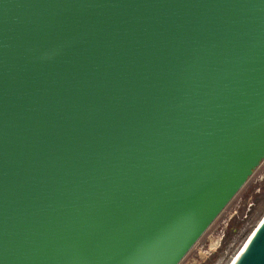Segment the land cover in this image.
Segmentation results:
<instances>
[{
	"label": "water",
	"instance_id": "95a60500",
	"mask_svg": "<svg viewBox=\"0 0 264 264\" xmlns=\"http://www.w3.org/2000/svg\"><path fill=\"white\" fill-rule=\"evenodd\" d=\"M263 160L264 0H0V264H179Z\"/></svg>",
	"mask_w": 264,
	"mask_h": 264
},
{
	"label": "rangeland",
	"instance_id": "374dc122",
	"mask_svg": "<svg viewBox=\"0 0 264 264\" xmlns=\"http://www.w3.org/2000/svg\"><path fill=\"white\" fill-rule=\"evenodd\" d=\"M263 216L264 160L179 264H230Z\"/></svg>",
	"mask_w": 264,
	"mask_h": 264
},
{
	"label": "bare ground",
	"instance_id": "6f19581e",
	"mask_svg": "<svg viewBox=\"0 0 264 264\" xmlns=\"http://www.w3.org/2000/svg\"><path fill=\"white\" fill-rule=\"evenodd\" d=\"M264 219L263 218L259 221V223L257 224V226L255 227V229L248 235V238L246 239L245 243L243 244L242 248L239 250V252L236 254V256L233 258V260L231 261V263H233L235 261V259L237 258V256L239 255V253L241 252V250L245 247V245L247 244V242L249 241V239L252 237L253 233L256 231L258 225L261 223V221ZM230 263V264H231Z\"/></svg>",
	"mask_w": 264,
	"mask_h": 264
},
{
	"label": "flooded vegetation",
	"instance_id": "af4514ba",
	"mask_svg": "<svg viewBox=\"0 0 264 264\" xmlns=\"http://www.w3.org/2000/svg\"><path fill=\"white\" fill-rule=\"evenodd\" d=\"M218 243H219V242H218ZM217 246H218V245H217ZM217 246H216V247H217Z\"/></svg>",
	"mask_w": 264,
	"mask_h": 264
}]
</instances>
